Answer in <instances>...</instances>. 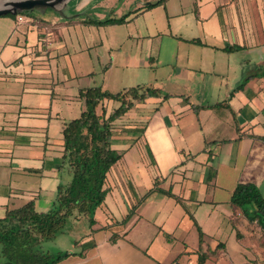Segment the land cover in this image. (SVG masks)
I'll return each mask as SVG.
<instances>
[{
    "label": "crops",
    "instance_id": "1",
    "mask_svg": "<svg viewBox=\"0 0 264 264\" xmlns=\"http://www.w3.org/2000/svg\"><path fill=\"white\" fill-rule=\"evenodd\" d=\"M152 3L69 0L65 17H0V219L28 202L48 212L71 179L62 130L86 87L68 27L124 18L97 26L110 38L81 34L97 50L87 72H100L87 88L159 94L112 124L121 155L94 223L72 216L40 251L67 252L57 264H264L261 223L230 203L239 184L264 199V0ZM119 122L128 139L113 137Z\"/></svg>",
    "mask_w": 264,
    "mask_h": 264
},
{
    "label": "trees",
    "instance_id": "2",
    "mask_svg": "<svg viewBox=\"0 0 264 264\" xmlns=\"http://www.w3.org/2000/svg\"><path fill=\"white\" fill-rule=\"evenodd\" d=\"M165 0L149 4L154 7ZM29 16L22 13L18 16ZM121 19L86 20L88 24L122 23ZM232 50L228 48L227 51ZM158 90L145 87L129 88L116 94L100 87L79 90L85 110L62 130L63 159L69 165L71 179L60 184L52 208L38 213L33 202L6 211L0 219V264H57L69 256L67 252L49 254L40 245L54 240L65 229L72 216H82L93 224L95 210L105 199L106 175L120 155L112 149V124L133 106L148 97L158 96ZM116 101L120 106L107 116L102 101ZM231 206L245 216L261 223L264 235V199L252 184H239L231 197ZM249 207L253 211H249Z\"/></svg>",
    "mask_w": 264,
    "mask_h": 264
},
{
    "label": "rangeland",
    "instance_id": "3",
    "mask_svg": "<svg viewBox=\"0 0 264 264\" xmlns=\"http://www.w3.org/2000/svg\"><path fill=\"white\" fill-rule=\"evenodd\" d=\"M145 1H148V2L151 1V2L155 3L158 0H145ZM128 2H131V0H128ZM34 14H37L36 16L41 17V18H48V17L54 15L52 13V11L49 10V9L45 10L44 12L34 11ZM6 16H10V15H6ZM2 17H4V16H2ZM97 26H99V25H91L89 28L84 30L82 28L72 27L70 25V27H68V30H69L68 36L66 37V35H64V39L68 38L69 61H71V63L76 65L79 62L77 60H80V58L85 60V68H84L85 74H82V76H80V78L77 79L78 83H79V85L81 87H86V88L89 87V85L92 82V78L97 76V75H99V73H100V72H97V71L96 72H91V73L87 72L88 70H87L86 66L88 65V63H89V67L88 68L91 69V63L88 61V57L87 56L89 54L91 56L94 55L97 50H95L93 45H90L89 47L87 46L86 51H84L83 47H82V42H80V40H79V39H81V37H80L81 34L82 33H90L91 36H94L95 33H99V34H104V35H106V36H108L110 38L113 35V33H115V29L111 28L112 29L111 30V29H109L110 27H106L105 30L104 29L103 30H101V29L97 30ZM117 28H120V27H117ZM88 43H91V42L87 41V44ZM140 45H141V42H135L134 43V47L135 48H140ZM125 48H127V47H125ZM84 56L86 57V59L84 58ZM118 71H119V73L121 72L120 69ZM107 106H108V110L111 112V111H114V110L117 109L118 103L111 102V103H108ZM74 117H77V116H74ZM71 119H74V118H71ZM114 126L116 128L113 131V137L114 138H117V139H128V137L126 135H120L121 133L119 131L120 130H125V127H126L124 124H122V122L116 123ZM116 153L121 155V152L116 151Z\"/></svg>",
    "mask_w": 264,
    "mask_h": 264
},
{
    "label": "water",
    "instance_id": "4",
    "mask_svg": "<svg viewBox=\"0 0 264 264\" xmlns=\"http://www.w3.org/2000/svg\"><path fill=\"white\" fill-rule=\"evenodd\" d=\"M69 0H0V17L17 16L22 13L51 10L61 17L66 16Z\"/></svg>",
    "mask_w": 264,
    "mask_h": 264
},
{
    "label": "built area",
    "instance_id": "5",
    "mask_svg": "<svg viewBox=\"0 0 264 264\" xmlns=\"http://www.w3.org/2000/svg\"><path fill=\"white\" fill-rule=\"evenodd\" d=\"M18 20L21 21L22 20V17L21 16H18Z\"/></svg>",
    "mask_w": 264,
    "mask_h": 264
}]
</instances>
